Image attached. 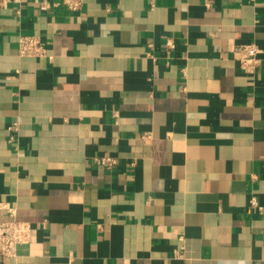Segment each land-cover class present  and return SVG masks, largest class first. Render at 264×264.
Segmentation results:
<instances>
[{
	"label": "crops",
	"instance_id": "1",
	"mask_svg": "<svg viewBox=\"0 0 264 264\" xmlns=\"http://www.w3.org/2000/svg\"><path fill=\"white\" fill-rule=\"evenodd\" d=\"M81 2L0 0V264H264V0Z\"/></svg>",
	"mask_w": 264,
	"mask_h": 264
},
{
	"label": "built area",
	"instance_id": "2",
	"mask_svg": "<svg viewBox=\"0 0 264 264\" xmlns=\"http://www.w3.org/2000/svg\"><path fill=\"white\" fill-rule=\"evenodd\" d=\"M5 1H3V4ZM63 4L70 11L81 9V0H63ZM47 1H44L42 9H49ZM19 54L22 57L48 58L52 61L53 56L49 54L46 42L40 36L29 35L19 37ZM262 53L255 43H247L235 49L236 59L239 61L242 70L250 75H255L259 71L262 61ZM150 136H144L147 140ZM96 161L107 170L111 171L118 165V159L105 155L97 157ZM255 204V203H254ZM32 225L18 219V210L10 202L0 199V258L14 259L18 257V249L29 244L32 236Z\"/></svg>",
	"mask_w": 264,
	"mask_h": 264
}]
</instances>
